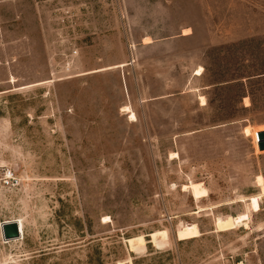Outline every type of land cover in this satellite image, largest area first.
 Segmentation results:
<instances>
[{
  "label": "rangeland",
  "instance_id": "rangeland-1",
  "mask_svg": "<svg viewBox=\"0 0 264 264\" xmlns=\"http://www.w3.org/2000/svg\"><path fill=\"white\" fill-rule=\"evenodd\" d=\"M245 126L264 0H0V264H264Z\"/></svg>",
  "mask_w": 264,
  "mask_h": 264
},
{
  "label": "bare ground",
  "instance_id": "bare-ground-1",
  "mask_svg": "<svg viewBox=\"0 0 264 264\" xmlns=\"http://www.w3.org/2000/svg\"><path fill=\"white\" fill-rule=\"evenodd\" d=\"M148 42H150V41H148ZM202 70H203L202 67H198L196 72H195V75H200L202 73ZM200 100L204 101V98L202 96H200ZM122 110L125 111L126 113H130V118L131 119L135 118L134 114L132 112H129L127 106H124L122 108ZM263 129H251L250 126H245V128H244V132H245L246 135H249V134L252 135L253 143H254V146L256 147V149H258L257 131L263 130ZM260 151H262V150H260ZM256 183H257V185L260 188V192L258 194H256V195L249 196L248 198L242 197L239 200L240 202H245V200L247 199L248 200V205H249V208H250L251 211H258L260 209L259 199H260V197L262 195H264V178L262 177V175H257L256 176ZM186 187L187 186L184 185L183 189H185ZM200 210H202V209L199 207V211ZM104 218L109 220L108 216H104ZM248 219H249V211L247 210L246 212H243V213H241V214H239V215H237L235 217L233 216L231 219H229L228 225L234 226L236 224L238 225V223L246 224V220H248ZM197 234H198L197 229H196V227L193 224H187L186 227H184L180 232L177 233V235H178V237L180 239H183L185 237L194 236V235H197Z\"/></svg>",
  "mask_w": 264,
  "mask_h": 264
},
{
  "label": "water",
  "instance_id": "water-1",
  "mask_svg": "<svg viewBox=\"0 0 264 264\" xmlns=\"http://www.w3.org/2000/svg\"><path fill=\"white\" fill-rule=\"evenodd\" d=\"M258 149L264 150V130L257 132ZM2 238L5 240L14 239L20 236V229L15 221L1 223Z\"/></svg>",
  "mask_w": 264,
  "mask_h": 264
},
{
  "label": "built area",
  "instance_id": "built-area-1",
  "mask_svg": "<svg viewBox=\"0 0 264 264\" xmlns=\"http://www.w3.org/2000/svg\"><path fill=\"white\" fill-rule=\"evenodd\" d=\"M6 183L8 184L9 183V180H6Z\"/></svg>",
  "mask_w": 264,
  "mask_h": 264
},
{
  "label": "crops",
  "instance_id": "crops-1",
  "mask_svg": "<svg viewBox=\"0 0 264 264\" xmlns=\"http://www.w3.org/2000/svg\"><path fill=\"white\" fill-rule=\"evenodd\" d=\"M189 33H186V34H184V35H188ZM259 131H261V130H259ZM258 132V131H257Z\"/></svg>",
  "mask_w": 264,
  "mask_h": 264
}]
</instances>
